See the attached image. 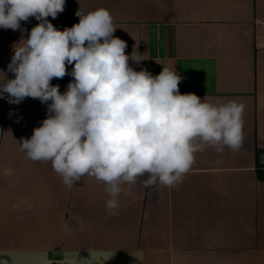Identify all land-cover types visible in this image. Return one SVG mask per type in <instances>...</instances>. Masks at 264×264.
Masks as SVG:
<instances>
[{
    "label": "crops",
    "instance_id": "crops-1",
    "mask_svg": "<svg viewBox=\"0 0 264 264\" xmlns=\"http://www.w3.org/2000/svg\"><path fill=\"white\" fill-rule=\"evenodd\" d=\"M104 8L126 42L135 71L163 67L182 77L181 94L244 105L243 141L233 152L208 147L181 183L123 184L118 214L107 185L84 176L69 189L50 161L18 145L49 115L48 104L0 98V264H264V0H65L48 21L63 31L76 12ZM73 12V15H71ZM39 21L0 28V71L13 45ZM73 65H66L70 73ZM3 79V73H0ZM74 78H53L63 94ZM18 142V143H17Z\"/></svg>",
    "mask_w": 264,
    "mask_h": 264
},
{
    "label": "clouds",
    "instance_id": "clouds-1",
    "mask_svg": "<svg viewBox=\"0 0 264 264\" xmlns=\"http://www.w3.org/2000/svg\"><path fill=\"white\" fill-rule=\"evenodd\" d=\"M65 0H0V28L19 30L21 21L39 23L27 39L13 45L8 79L3 71L0 98H25L48 104L49 115L30 138L17 142L32 161H50L71 189L84 176L107 185L109 214H118L122 185L147 176L145 187H174L208 147L238 151L243 141L244 105L236 100L210 102L195 93L181 94L182 77L163 67L153 76L135 71L134 49L113 33L104 8L76 12L79 23L63 31L48 21L62 13ZM66 65H73L70 73ZM74 80L61 94L53 78Z\"/></svg>",
    "mask_w": 264,
    "mask_h": 264
},
{
    "label": "water",
    "instance_id": "water-1",
    "mask_svg": "<svg viewBox=\"0 0 264 264\" xmlns=\"http://www.w3.org/2000/svg\"><path fill=\"white\" fill-rule=\"evenodd\" d=\"M259 177H260L261 179H264V170H261V171L259 172Z\"/></svg>",
    "mask_w": 264,
    "mask_h": 264
},
{
    "label": "built area",
    "instance_id": "built-area-1",
    "mask_svg": "<svg viewBox=\"0 0 264 264\" xmlns=\"http://www.w3.org/2000/svg\"><path fill=\"white\" fill-rule=\"evenodd\" d=\"M73 12H74V11L72 10V13H71V15H73Z\"/></svg>",
    "mask_w": 264,
    "mask_h": 264
}]
</instances>
